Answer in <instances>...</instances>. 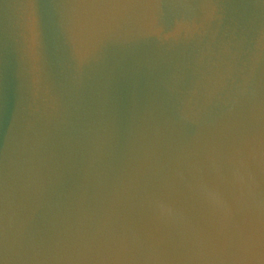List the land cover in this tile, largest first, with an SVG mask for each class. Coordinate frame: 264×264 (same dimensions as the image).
Here are the masks:
<instances>
[{
	"label": "water",
	"instance_id": "water-1",
	"mask_svg": "<svg viewBox=\"0 0 264 264\" xmlns=\"http://www.w3.org/2000/svg\"><path fill=\"white\" fill-rule=\"evenodd\" d=\"M77 3L0 0L2 264H264V0Z\"/></svg>",
	"mask_w": 264,
	"mask_h": 264
},
{
	"label": "snow or ice",
	"instance_id": "snow-or-ice-1",
	"mask_svg": "<svg viewBox=\"0 0 264 264\" xmlns=\"http://www.w3.org/2000/svg\"><path fill=\"white\" fill-rule=\"evenodd\" d=\"M213 0H202L204 7L211 6ZM76 7H112V8H146L161 10L151 17L149 27L151 29H160L166 31L172 27V22L169 23L165 19V14L162 11L169 6L167 0H78ZM209 198L217 199V195L209 193ZM239 230L236 236L232 239H225L220 242V248L225 252L231 250L233 253H244L249 251L255 243V235L245 218H242L239 223ZM261 244L264 247V232L261 236ZM4 253L3 248V231L0 229V255ZM2 264V261H0Z\"/></svg>",
	"mask_w": 264,
	"mask_h": 264
}]
</instances>
